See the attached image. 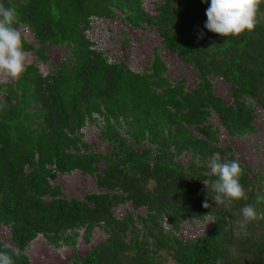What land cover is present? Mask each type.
I'll use <instances>...</instances> for the list:
<instances>
[{"label":"trees","instance_id":"obj_1","mask_svg":"<svg viewBox=\"0 0 264 264\" xmlns=\"http://www.w3.org/2000/svg\"><path fill=\"white\" fill-rule=\"evenodd\" d=\"M3 2L19 14L14 27L27 25L38 43L23 38L25 51L48 61L50 47L62 45L67 58L45 75L30 63L13 83L0 85V225L16 246L0 241V250L29 264L23 251L39 234L74 250L80 230L89 241L98 228L106 238L82 256L74 252L72 264H264V219L241 230L239 212L264 196V173L251 176L239 162L246 196L230 210L216 207L211 185L207 191L202 182L213 178V160H235L229 146L218 144L211 115L235 137L255 131L253 100L264 110V5L252 32L223 37L204 27L203 0H162L156 13L144 10L143 0ZM117 12L131 26L154 28L195 69L197 84L164 75L158 47L141 73L92 48L84 33L91 17L114 19ZM210 76L225 80L232 103L215 93ZM95 115L106 153L83 140L81 129L96 123ZM73 170L90 175L100 191L64 197L51 180ZM126 203L143 214L116 216L114 208ZM206 217L205 233L176 234L185 220Z\"/></svg>","mask_w":264,"mask_h":264},{"label":"rangeland","instance_id":"obj_2","mask_svg":"<svg viewBox=\"0 0 264 264\" xmlns=\"http://www.w3.org/2000/svg\"><path fill=\"white\" fill-rule=\"evenodd\" d=\"M162 0H143V9L156 13V4ZM120 12L114 19L94 18L91 27L85 31L86 36L94 43V47L100 50L108 61H124L126 66L137 72L146 71L149 66L153 51L158 47V51L166 64L167 75L170 79L177 80L181 77L186 79L185 85L193 87L197 84L198 78L195 69L179 57L176 52L163 45L161 36L158 32L149 26H131L121 19ZM28 42L35 44L31 32L25 27H16ZM28 63L37 65L40 72L45 75L53 72L52 66L59 64L60 60L67 58V53L62 45H52L47 53L48 61H42L33 52H25ZM213 82L214 91L224 99V102H232L229 93V86L223 78L210 76ZM16 78L0 72V85L6 82L13 83ZM4 92L0 91V98H3ZM256 111L254 128L256 131L241 136H230L221 126L218 116L214 113L210 120L218 127L219 145L229 146L234 154L235 160L240 162L249 175L253 176L259 172L264 173V110L253 101ZM97 122H87L82 128L83 140L89 145V148L106 153L109 147L101 141L99 122L101 118L97 117ZM190 129H193L190 127ZM183 162H188V157L182 155ZM52 184L61 186L63 196L83 198L85 194L100 191L95 184L94 179L79 170L71 173H58ZM126 210H131L135 214L142 215L144 208L132 210L130 204H120L114 208V213L121 217ZM211 223V218L206 217L205 221L195 219L185 220L176 234L182 239L194 238L205 233ZM166 228H168L166 226ZM84 229L80 230L77 244L73 250L69 246H53L40 234L32 240L23 251L29 260V264H72V255L75 252L78 256L84 255L94 245L106 238V234L95 228L89 241L83 237ZM0 241L13 249H16L10 240L8 227L0 225ZM168 264H172L168 260Z\"/></svg>","mask_w":264,"mask_h":264},{"label":"clouds","instance_id":"obj_3","mask_svg":"<svg viewBox=\"0 0 264 264\" xmlns=\"http://www.w3.org/2000/svg\"><path fill=\"white\" fill-rule=\"evenodd\" d=\"M203 2L209 4L205 13L207 20L204 27L208 31L219 34L223 37L238 36L245 31L252 32L260 22L258 8L261 5H264V0H203ZM91 18V22L94 18L107 19L97 16H92ZM18 21L19 14L17 10L13 7H6L3 0H0V72L5 73L12 78H19L21 74L27 71L30 65L25 52H33L32 50H24L23 38L25 37L22 36L21 32L18 31L16 27L25 26L30 32L31 30L27 25L14 27ZM91 22L89 28L91 27ZM89 28L84 29V33ZM31 34L33 36L32 32ZM33 40L38 46L34 36ZM26 41L28 42V40ZM32 45L37 47L35 44ZM92 48L96 49L94 43ZM254 112L255 120V109ZM210 170L213 178L206 179L202 182L206 185L207 191L209 184L211 185L212 191L214 192V196L211 200L216 207L222 206L225 210H230L231 205L234 202L242 201L245 198L246 189L240 182L241 176L243 175V169L237 160L226 159L223 162L213 160L211 162ZM261 202H264V196L258 197L256 204H244L240 208L239 212L242 217L240 225L241 230H243L246 223H251L258 219H264V210L259 207ZM203 207L209 208L210 205L205 201ZM17 255L18 254L15 252L10 254L8 251L0 250V264H16L14 257Z\"/></svg>","mask_w":264,"mask_h":264}]
</instances>
